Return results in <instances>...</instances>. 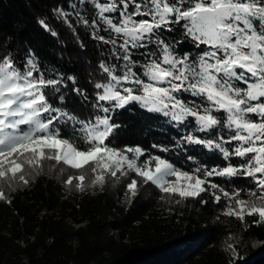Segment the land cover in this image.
Listing matches in <instances>:
<instances>
[{"label":"snow or ice","instance_id":"1","mask_svg":"<svg viewBox=\"0 0 264 264\" xmlns=\"http://www.w3.org/2000/svg\"><path fill=\"white\" fill-rule=\"evenodd\" d=\"M80 3L91 4L96 10L93 15H98L99 20L85 18L79 12L74 14L84 25L96 26L103 21L107 27L97 29L93 39L112 45V56L122 62L99 65L109 79L107 83L95 84L100 91L93 107L103 115H96L91 121L78 120L73 109L65 110L67 97L56 95L61 93L63 81L68 82L63 87L71 85L74 95L82 94L75 77L47 78L38 71V54L34 49L26 50L25 56L20 57L12 53L11 46L5 51L0 44V178L9 173L15 178L19 174V181L26 185L29 181L24 174L25 165L32 166L44 159L82 172L91 169L95 174L93 185H102L106 174L116 177L131 170L146 184L170 196L198 199L206 204L202 194L209 193L217 204L226 200L224 214L248 228L264 224V0ZM110 13L118 15H107ZM54 15L72 26L71 14L62 7L58 6ZM37 23L53 37L58 35L46 19ZM101 31L123 37L122 43L117 48V39L111 35L106 38ZM175 31H180L183 40H190L194 47L204 45L210 50L198 57L177 54L175 44L180 41L174 38V43H169L164 37L165 32ZM151 45L158 51L152 50ZM141 49L145 51L140 55L146 56L147 62L141 63L134 55ZM182 93L200 98V102L182 99ZM54 96L63 107L56 106ZM133 105L150 113H162L185 127L192 118L196 126L182 140L219 153L225 164L183 169L161 155H146L142 145H113L121 126L110 113ZM220 128L231 130V134L226 138L216 136ZM151 148L169 151L157 144ZM234 158L241 162L233 164ZM211 177L249 180L252 188L230 191ZM73 179L69 177L66 183L71 185ZM75 179L81 182L76 187L83 190L86 175ZM137 187L135 178L126 185L133 196L138 194ZM242 193L256 197L259 203L242 198ZM0 199H6L2 188ZM229 248L235 250L232 245Z\"/></svg>","mask_w":264,"mask_h":264},{"label":"trees","instance_id":"2","mask_svg":"<svg viewBox=\"0 0 264 264\" xmlns=\"http://www.w3.org/2000/svg\"><path fill=\"white\" fill-rule=\"evenodd\" d=\"M58 6L71 14V27L54 15ZM86 7L80 0H0V44L5 51L11 46L12 53L20 57L34 49L38 71L47 78L75 77L82 94L74 95L71 85L65 88L63 84L68 82L63 81L61 93L56 95L67 97L65 110L73 109L78 120L91 121L100 115L93 107L100 91L94 86L109 79L99 65L112 66L113 62L109 46L94 40L95 30L74 14L84 15ZM40 19H46L58 35H50L37 23ZM100 34L108 38L106 33ZM164 37L169 43H174V38L180 41L175 44L177 54L196 57L205 49L184 41L180 31L165 32ZM181 98L193 99L185 94ZM52 99L56 106H64L55 96ZM110 115L121 126L113 145H142L146 155H161L183 169L225 164L219 153L182 140L195 126L192 118L185 127L138 105L113 110ZM73 126L79 128L74 122ZM215 135L227 137L220 129ZM152 144L166 146L169 151L160 152L151 148ZM47 163L25 165L26 185L19 181V174L0 181L6 193V199H0V264H264L260 254L264 224L248 228L228 217L224 214L226 200L217 204L209 193L202 194L206 204L180 199L162 193L132 172L119 178L106 174L102 185L89 186L91 169L82 172ZM232 163L238 164L235 158ZM81 174L86 175L83 190L76 187L75 179ZM69 177L74 178L71 185L66 183ZM133 178L138 181L136 196L126 189ZM209 179L230 191L252 188L245 179ZM242 198L258 200L243 193ZM228 244L235 250L226 247Z\"/></svg>","mask_w":264,"mask_h":264},{"label":"rangeland","instance_id":"3","mask_svg":"<svg viewBox=\"0 0 264 264\" xmlns=\"http://www.w3.org/2000/svg\"><path fill=\"white\" fill-rule=\"evenodd\" d=\"M90 8V9H89ZM85 9V14L84 15H82V16H84V17H94L95 19H97V20H99V16L98 15H93L94 14V12L96 11V10H94L93 8H92V6H91V4H89L88 5V8L86 7V8H84ZM107 15H110V16H117L118 14H116V13H110V14H107ZM92 27L91 29L92 30H97V29H99V28H101V27H103V28H106L107 27V25H105L104 23H103V21H100L99 22V24L98 25H96V26H93V25H91V24H89V27ZM95 33V32H94ZM105 33V32H104ZM107 34V36H109V35H111V37L112 38H116L117 39V48H118V46H119V44L120 43H122V41H123V37H117V35L115 34V33H106ZM109 46V52H110V57L112 58L111 60H112V62H113V64H121L122 62H120V61H116L115 59H114V57L112 56V52L114 51V49H113V46L112 45H108ZM150 48L152 49V50H157L158 51V49H156V46L155 45H151L150 46ZM204 50H210V48H207V46H205V49ZM145 50L144 49H141V50H139V52H137V53H135L134 55H135V57L136 58H138L142 63H144V62H147V57L146 56H142V55H140V53H143ZM202 54V53H201ZM161 55V58H162V54H160ZM137 56H141V57H137ZM196 57H198V56H196ZM139 71H141L142 72V70H139ZM182 94H185V95H189V96H191L190 94H188V93H182ZM191 98H193V97H191ZM188 101H191V100H193V99H196V101H197V103H199L200 102V98H193V99H190V98H186ZM107 106V105H106ZM146 110V109H145ZM100 115H103V113L102 112H100ZM160 115H162L163 116V114L162 113H160ZM217 115H220V116H223V115H225V114H223V113H217ZM165 118H167L170 122H173V123H175V124H178L177 122H175V121H171L170 120V118H168V117H165ZM253 118V120H255L256 118L255 117H252ZM196 126V125H195ZM195 126H193V127H191V129H188V131H187V133H186V135L185 136H187V135H189L190 133H191V131H192V129L193 128H195ZM220 130H221V132H223L224 134H226V136H229L230 134H231V130H229V129H227V128H220ZM198 134H200V133H197V135ZM219 136H221V135H219ZM27 155V154H26ZM48 161H52V162H56V161H54V160H48V159H44L42 162H39V161H37V162H35L33 165H35V166H39V164H43L44 162H45V164H49V163H47ZM235 162L236 163H240L241 161L239 160V158H235ZM60 164H63V163H60ZM65 166H67V165H65ZM67 167H69V166H67ZM69 168H71V167H69ZM128 172H132L131 170H128L126 173H128ZM132 173H134V172H132ZM92 174V175H91ZM90 175L91 176H89V180H88V182H87V184L89 185V186H93V184L91 183L92 182V180L95 178V174L94 173H91ZM110 178H119L120 176H121V174L120 173H118V175L116 176V177H112L111 175H108ZM8 177H10V178H12V176H11V174L9 173L8 174V176H6V177H3V178H0V181L2 180V179H5V178H8ZM143 179V178H142ZM78 183H81V182H79V181H77ZM100 183H97V184H95V185H99ZM248 201H250V202H252V201H254V202H256V203H259V200H248ZM234 204V203H233ZM226 247H229V244L226 246ZM260 254L261 255H264V248L262 249V251L260 252Z\"/></svg>","mask_w":264,"mask_h":264}]
</instances>
